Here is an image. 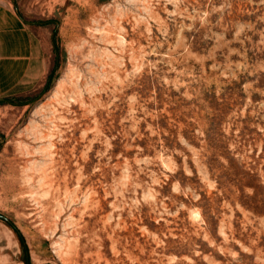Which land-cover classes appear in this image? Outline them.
Here are the masks:
<instances>
[{
	"label": "rangeland",
	"instance_id": "rangeland-1",
	"mask_svg": "<svg viewBox=\"0 0 264 264\" xmlns=\"http://www.w3.org/2000/svg\"><path fill=\"white\" fill-rule=\"evenodd\" d=\"M0 1V264H264V0Z\"/></svg>",
	"mask_w": 264,
	"mask_h": 264
},
{
	"label": "crops",
	"instance_id": "crops-1",
	"mask_svg": "<svg viewBox=\"0 0 264 264\" xmlns=\"http://www.w3.org/2000/svg\"><path fill=\"white\" fill-rule=\"evenodd\" d=\"M47 70L42 39L16 8L0 1V100L33 89Z\"/></svg>",
	"mask_w": 264,
	"mask_h": 264
}]
</instances>
